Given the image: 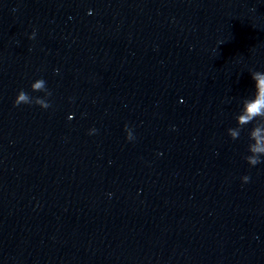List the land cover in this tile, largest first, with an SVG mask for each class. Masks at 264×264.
Here are the masks:
<instances>
[{
	"label": "clouds",
	"instance_id": "1",
	"mask_svg": "<svg viewBox=\"0 0 264 264\" xmlns=\"http://www.w3.org/2000/svg\"><path fill=\"white\" fill-rule=\"evenodd\" d=\"M35 38V32L29 37V39ZM58 72V70H56ZM251 79L254 81V94L251 97H246L241 102V108L238 114L235 116L236 127L229 128L228 135L232 140L240 138L241 132L246 125L252 124V128L248 132L249 143L247 146V152L249 153L244 157L247 164L250 167H255L264 163V72L252 71ZM31 90L33 92H44L45 97L50 96L51 92L46 87V81L44 79H37L31 84ZM39 105L43 109L51 107L50 102L45 98L33 97L28 92L21 89L15 97L13 102L14 107L20 105ZM92 132L95 129L91 130ZM91 134V133H90ZM127 138L133 139L131 132H128ZM242 183H249L251 177L244 175L241 177Z\"/></svg>",
	"mask_w": 264,
	"mask_h": 264
}]
</instances>
